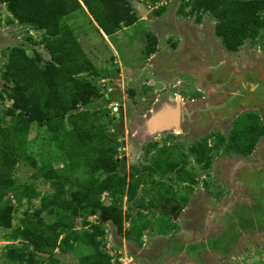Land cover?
Listing matches in <instances>:
<instances>
[{
  "label": "rangeland",
  "instance_id": "1",
  "mask_svg": "<svg viewBox=\"0 0 264 264\" xmlns=\"http://www.w3.org/2000/svg\"><path fill=\"white\" fill-rule=\"evenodd\" d=\"M132 2L134 7L144 8L143 14L136 10L139 22L111 37L99 32L86 8L64 19L100 72V78H89L102 90V94L93 98L82 110L97 113V122L119 145L118 157L124 162L120 168L123 173L131 174L133 167L144 169L150 166L153 157L165 146L173 148L174 159H180V154H189V147L202 142L204 138L208 139L210 146L218 143L219 134L228 141L232 132L240 128L236 123L233 125V121L236 119L237 122L250 113L261 116L264 124V95L256 96V88L242 91V97L236 99V107L239 108L236 113L229 116L223 108L218 109L224 103L223 99L234 93L240 95L235 90L240 89L243 82L254 84L257 82L255 80H259L264 88V51L260 47L248 44L237 53H227L215 34V19L205 15L203 23L196 24L194 18L180 14V0ZM162 7L167 9L158 16L157 11ZM9 18L6 5L0 4V91L6 88L2 70L11 48L24 47L31 55L37 51L49 59L43 46H35L28 40L32 37L35 41H41L43 33L8 23ZM151 34L158 45L155 54L148 56L146 47ZM176 100L182 105V119L187 120L179 131L164 128L149 134L143 129V122L148 123L151 118L144 119L150 110L155 113L168 107L165 104L176 103ZM11 105L9 100L0 103V121L8 120L9 123H3L9 126L14 124V120L7 115V108ZM214 105L219 107L216 109ZM137 130L142 132L138 133ZM43 137L45 133L34 124L31 146L36 153L37 168L41 167V153L45 152ZM226 145L222 144L214 150L212 167L206 171L189 154V173L183 175H196L197 183L194 185L179 180L175 172L149 178L150 181L163 182L167 188L171 187V191L159 192L168 195L167 199L170 200L153 210V231L144 234L141 245L127 240L118 232L112 220L106 217L102 225L105 231L103 244L116 264H264V172L250 174L254 163L260 165L261 155H264V137L259 142V152L248 160L251 165L246 166L242 170L244 172L240 169L244 160L234 163L225 160L226 157L233 158L227 155L230 152L226 150ZM53 164L57 172L66 176L63 182L68 191L78 189L87 176L83 169L70 173L62 162ZM37 168L32 162H22L16 169L17 181L20 184L34 183L41 195L31 202L24 200L21 204L11 197V221L0 223V264H9L4 253L11 245L22 246L25 243L22 240L14 241L10 236L14 230L24 227L26 214L33 215L41 206L42 198L55 192L51 183L43 177L33 179ZM143 175L148 177L146 173ZM151 189L150 183L142 186L134 202H128L125 197L121 203L125 213L130 212L132 216L137 214V201L142 197L149 203L157 194ZM180 196H187L192 204L185 206V214L179 216L175 208L178 202L183 203L184 199ZM101 199L106 205L112 203L108 195ZM224 205L229 207L228 211H233L229 216L235 219L227 222L221 216L219 212L224 210ZM211 208L216 209L211 211ZM173 215L179 216L177 222ZM42 218L49 221L44 214ZM55 219L58 217L51 221ZM64 220L77 230L100 223L99 216L92 215L91 209L80 211L77 217L65 214ZM124 226L125 230H129L131 222H126ZM216 234L224 237L214 238ZM223 240L227 241L225 245H222ZM54 252V257L60 259L62 264H81V257L93 250L91 247L77 246L75 252Z\"/></svg>",
  "mask_w": 264,
  "mask_h": 264
},
{
  "label": "trees",
  "instance_id": "2",
  "mask_svg": "<svg viewBox=\"0 0 264 264\" xmlns=\"http://www.w3.org/2000/svg\"><path fill=\"white\" fill-rule=\"evenodd\" d=\"M132 1L141 0H0L10 14L8 23L43 33L41 41L32 37L28 40L35 46H43L49 54V59H46L40 52L35 51L31 55L24 47L16 46L6 55L2 70L6 88L0 91V103L12 102L7 115L14 124L9 126L3 123L5 119L0 121V223L11 221V197L21 204L41 195L34 183L20 184L15 177L22 162H32L35 168L38 167L36 153L31 146L34 124L45 133L42 138L45 152L41 153V167L37 168L33 179L43 177L55 190L42 198L41 206L33 215L26 214L24 227L11 234L12 240L25 243L22 246L11 245L4 253L9 264H62L54 257V251L75 252L77 246L93 250L81 257V264H116L103 244V216L110 217L127 240L141 245L144 234L153 231V210L168 198L159 192L171 191V187L167 188L161 181H150V177L175 172L179 180L194 185L197 183L196 175H183L189 173V154L206 171L212 167L214 150L222 144L227 143L226 150L230 153L249 156L264 137V124L260 117L248 114L237 120L236 125L240 128L232 132L228 141L219 134L218 143L210 146L208 139L204 138V141L189 147V154H180V159H174L173 148L165 146L153 157L150 166L144 169L133 167L131 174L120 170L124 162L118 157L119 145L97 122V113L82 110L102 94V90L89 78H100V72L64 19L85 7L99 32L111 37L139 22ZM158 1L161 0H152L154 3ZM180 1V14L194 18L196 24L201 25L205 15L216 20L215 34L228 52L237 53L246 43L264 51V0ZM166 9L160 8L157 15L161 16ZM157 45V39L151 34L146 54H155ZM58 161L70 173L84 170L87 176L78 189L66 190L63 182L66 176L53 166ZM149 183L157 194L149 203L145 197L140 198L136 205L138 212L134 216L130 212L125 213L121 204L123 199L136 201L142 186ZM104 195L110 197L111 204L102 203ZM187 202L188 198H185L182 205ZM85 209H91L92 215L99 216L100 223L77 230L65 222V214L77 217ZM43 214L49 221L42 218ZM55 217L58 219L51 221ZM128 221L131 228L125 230L124 225Z\"/></svg>",
  "mask_w": 264,
  "mask_h": 264
},
{
  "label": "crops",
  "instance_id": "3",
  "mask_svg": "<svg viewBox=\"0 0 264 264\" xmlns=\"http://www.w3.org/2000/svg\"><path fill=\"white\" fill-rule=\"evenodd\" d=\"M85 8V7H84ZM135 9L140 13V14H143L144 13V8H142V7H138V6H136L135 7ZM216 21V20H215ZM216 26V25H215ZM214 31H215V27H214ZM103 36H105V37H108V36H106V35H103ZM78 37V36H77ZM79 40V39H78ZM221 41V40H220ZM249 43H246L243 47H241V49L242 48H244L245 46H247ZM223 45V44H222ZM223 48L225 49V47L223 46ZM240 49V50H241ZM225 51L227 52V53H231V52H228L226 49H225ZM263 51V50H262ZM231 54H234V53H231ZM158 85L159 84H157V86H156V89L158 88ZM254 85L255 84H252V86L254 87ZM258 87L261 85L260 83H258V84H256ZM257 86H256V88H257ZM160 88H162V87H160ZM255 88V87H254ZM247 89V88H246ZM162 90V89H161ZM170 104V103H169ZM177 104V100H176V103H174V104H170L169 106L170 107H172V106H174L175 107V105ZM165 106H167V104H165ZM180 107H182V105L180 104ZM251 114V113H250ZM181 116H182V109H181ZM233 125H234V123H233ZM233 129V128H232ZM261 140V139H260ZM260 142V141H259ZM259 142H258V144H257V146H256V148H255V150L253 151V153L251 154V155H249V156H244V155H241V154H234V153H230V154H227V155H231L233 158H231V157H226L225 158V160H227L228 162H230V163H234V162H242L241 160H244L243 162H242V164H243V167H240V169H241V172H244V171H242L246 166H248V165H251L250 163H248V160L252 157V156H255V155H257V153L259 152L258 151V145H259ZM234 156H237V157H234ZM262 155H261V162H260V165H258L256 162L254 163V167L252 166V168L253 169H251L253 172L252 173H250V174H253V173H262V172H264V170H263V162H262ZM250 167V166H249ZM210 170V169H209ZM240 172V173H241ZM231 174V173H230ZM228 175V178H229V174H227ZM230 179V178H229ZM191 190V189H190ZM192 191V190H191ZM181 194V193H180ZM187 196H180V198H182V199H185ZM189 199H190V197H189ZM170 199H166V201L164 202V204L163 205H165V203H167V201H169ZM226 200V199H225ZM225 200H223V202H225ZM228 200V199H227ZM175 202V201H174ZM203 202V201H202ZM176 203V202H175ZM183 203H180V202H178V204H177V208H176V211L178 212L179 211V209L180 210H182L181 211V213L179 214V216L180 215H184L185 214V206H189V205H191L192 203L190 202L189 203V201H188V203L186 204V205H182ZM226 205V204H225ZM224 205V210L222 211V212H219L220 214H221V216L224 218L225 216H226V213L228 212V207L227 206H225ZM216 208H211V209H209V210H215ZM242 209V208H241ZM246 210V209H245ZM171 216V215H170ZM179 216H175V215H173V217H174V219H175V221L176 220H178V218H179ZM174 221V222H175ZM177 222V221H176ZM175 222V223H176ZM211 230V229H210ZM214 230V229H213ZM214 232H216L215 230H214ZM170 233H171V231H170ZM211 233H212V230H211ZM169 234V233H168ZM221 234V233H220ZM216 236H219V237H221L219 234H216L215 236H214V238L216 237ZM224 237V236H223ZM223 237H221V238H223ZM213 242H214V239H213ZM214 245H216V244H214Z\"/></svg>",
  "mask_w": 264,
  "mask_h": 264
},
{
  "label": "flooded vegetation",
  "instance_id": "4",
  "mask_svg": "<svg viewBox=\"0 0 264 264\" xmlns=\"http://www.w3.org/2000/svg\"><path fill=\"white\" fill-rule=\"evenodd\" d=\"M255 81H257L256 83H254L255 85H254V87L256 88V84H258L259 82V80H255ZM250 82H248V81H246V82H243L242 83V85H241V88L239 89H236L235 91H237L238 92V94H240V95H237L236 93H234V94H232V95H230L228 98H225V99H223V101H224V103L222 104V106H220V108H218V109H221V108H223V110L225 111V112H227L226 114L227 115H232V114H234V113H236L238 110L237 109H239L238 107H236L237 106V104H236V99L238 98V97H242V95H241V93H242V91H244V90H246V88H249V89H247V90H252L254 87L252 86V84H249ZM255 94H256V96H260V95H264V88H263V86H257V88H256V91H255ZM259 98V97H258ZM256 107H257V104L255 105ZM214 108H216L217 109V107H219V105L218 106H213ZM257 108H259V107H257ZM209 111H211V108L210 109H208V112ZM213 111V110H212ZM264 112V111H263ZM149 115H145L144 116V119H146L147 117H151V115L153 114V111L152 110H150L149 111ZM229 113V114H228ZM256 115V114H255ZM192 116H195V114L194 115H192ZM229 116H227L228 118H229ZM246 116V115H245ZM259 116V115H258ZM260 117V120H261V123H263L262 121H263V119H262V117L261 116H259ZM128 118V117H127ZM239 118V117H238ZM236 120V119H235ZM234 120V121H235ZM144 121V120H143ZM233 121V123H236V121L234 122ZM185 122H187V120L186 119H182V116H181V121H180V126L182 125V123H185ZM134 123V122H133ZM133 123H130V125L132 126L133 125ZM145 122H143V124H144ZM143 124H142V127H143ZM135 125H136V123H135ZM139 125H141V124H139ZM138 125V126H139ZM143 129H145V131L146 132H148L149 133V128L147 127H143ZM139 131V132H138ZM144 131V130H143ZM144 131V132H145ZM137 132L138 133H141L142 132V130H137ZM145 134H147V133H145ZM262 162H263V165H264V155H262ZM239 175H241V173H239ZM243 175H248V174H243ZM229 208V207H228ZM176 209V208H175ZM174 209V210H175ZM178 209V208H177ZM181 211L182 210H180L179 209V211H178V213H181ZM228 212H230V211H228ZM176 213V212H175ZM233 213V211H231L230 212V214L228 213L226 216H225V220L228 222V221H230V220H233V219H235L234 217H231L230 218V216L229 215H231ZM232 216V215H231ZM251 217H252V215H251ZM237 219H238V217H237ZM244 219H246V220H248L249 218H244ZM252 220L253 221H255V219L252 217ZM224 241V243H222V245H225L226 244V242L227 241H225V240H223Z\"/></svg>",
  "mask_w": 264,
  "mask_h": 264
},
{
  "label": "water",
  "instance_id": "5",
  "mask_svg": "<svg viewBox=\"0 0 264 264\" xmlns=\"http://www.w3.org/2000/svg\"><path fill=\"white\" fill-rule=\"evenodd\" d=\"M166 108H161L157 110L151 116L150 120L143 124V127L149 128V134H153L158 132V130H172V131H179L180 128V121H181V107L180 102L177 101L175 107H171L167 105ZM153 124V125H152ZM168 130V131H169ZM106 219L105 216L102 217V221L104 222ZM109 221L111 220L110 217L107 218Z\"/></svg>",
  "mask_w": 264,
  "mask_h": 264
}]
</instances>
